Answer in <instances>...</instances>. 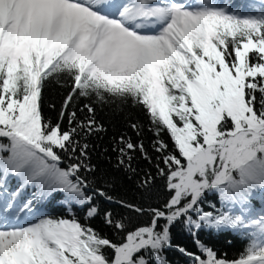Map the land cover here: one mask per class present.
<instances>
[{"label":"snow or ice","instance_id":"obj_1","mask_svg":"<svg viewBox=\"0 0 264 264\" xmlns=\"http://www.w3.org/2000/svg\"><path fill=\"white\" fill-rule=\"evenodd\" d=\"M105 108L141 113L135 140L96 143ZM125 180L141 202L113 195ZM224 231L247 240L235 258L200 239ZM171 250L264 264V0H0V264H173Z\"/></svg>","mask_w":264,"mask_h":264},{"label":"trees","instance_id":"obj_2","mask_svg":"<svg viewBox=\"0 0 264 264\" xmlns=\"http://www.w3.org/2000/svg\"><path fill=\"white\" fill-rule=\"evenodd\" d=\"M67 92V87H61L58 84L53 83L45 92L44 95V110L47 115L52 118H55L56 111L50 110L49 105L55 104L56 109L60 108V105L63 101L64 95ZM131 116L132 120L137 118L143 119L141 113L136 109L127 108L123 112L115 111L109 108L103 110H98L97 118L104 124L107 129L106 133H102V139H98L96 143L102 148L107 146L113 137H119L120 135H130L133 139H136V135L133 130L128 126L127 117ZM148 126L145 122L144 129L142 132V138L146 145L150 144L152 140V133L147 130ZM167 139V137H165ZM154 155V153H153ZM115 161V156L113 154L112 162ZM93 162L101 165L102 169L110 170L112 163L107 162L102 156L98 153H94ZM139 167L145 170H153L147 161L139 159L137 161ZM154 171V170H153ZM158 188L153 197L148 200V203H156L162 201L166 193L163 191L162 182L158 181ZM113 195L117 197H124L129 200H134L141 202L143 199V193L138 190L135 184L132 181L125 180L122 184L118 185L116 191ZM261 202L259 200L254 201V204L259 205ZM107 206V205H106ZM143 219L141 218V222ZM94 227L101 228L103 227L100 220H95L92 222ZM106 232L110 233V230L105 228ZM175 242L181 246H187L192 250H195V245L192 240V237L184 232L179 226L174 229ZM200 239L213 247L220 255L227 254L229 258H235L245 247L247 240L238 232L234 231H224V232H203L200 234ZM168 258L173 262V264H185L183 258L179 256L174 250L168 252Z\"/></svg>","mask_w":264,"mask_h":264}]
</instances>
